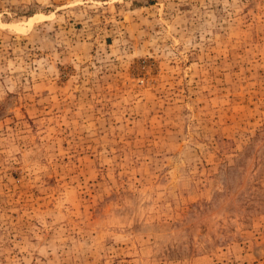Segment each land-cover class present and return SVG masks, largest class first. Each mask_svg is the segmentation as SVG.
I'll list each match as a JSON object with an SVG mask.
<instances>
[{
	"label": "rangeland",
	"instance_id": "obj_1",
	"mask_svg": "<svg viewBox=\"0 0 264 264\" xmlns=\"http://www.w3.org/2000/svg\"><path fill=\"white\" fill-rule=\"evenodd\" d=\"M0 264H264V0H0Z\"/></svg>",
	"mask_w": 264,
	"mask_h": 264
}]
</instances>
